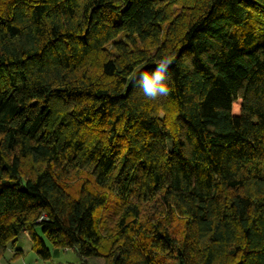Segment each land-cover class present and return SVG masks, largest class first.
Wrapping results in <instances>:
<instances>
[{
    "label": "trees",
    "instance_id": "obj_1",
    "mask_svg": "<svg viewBox=\"0 0 264 264\" xmlns=\"http://www.w3.org/2000/svg\"><path fill=\"white\" fill-rule=\"evenodd\" d=\"M24 233L43 262L264 264V0H0V259Z\"/></svg>",
    "mask_w": 264,
    "mask_h": 264
},
{
    "label": "clouds",
    "instance_id": "obj_2",
    "mask_svg": "<svg viewBox=\"0 0 264 264\" xmlns=\"http://www.w3.org/2000/svg\"><path fill=\"white\" fill-rule=\"evenodd\" d=\"M172 62V57L164 55L163 58L156 61L154 72H144L140 75L138 86L149 100L167 97L170 94L168 68Z\"/></svg>",
    "mask_w": 264,
    "mask_h": 264
},
{
    "label": "rangeland",
    "instance_id": "obj_3",
    "mask_svg": "<svg viewBox=\"0 0 264 264\" xmlns=\"http://www.w3.org/2000/svg\"><path fill=\"white\" fill-rule=\"evenodd\" d=\"M117 203H118V200H117L116 196L114 194H109L105 206L97 214L99 216V218L101 220L103 219L104 222H106V220L110 216H112L114 209L116 208ZM39 235L41 237H43L40 232H39ZM46 244L52 250V247L49 244V242L46 241ZM31 245H32V243L30 242V240L24 236H21L17 241V247L18 248H22V247L23 248H29ZM53 251L54 250H52V252ZM54 253H56V252H53V254ZM9 255H10V253H8V252L5 254L6 257ZM28 255H30L29 257H31V255H33V254L31 251H29ZM65 256H66V258H64ZM65 256L63 255L61 257V259H59V260H58V258L53 257V261L61 262L62 264H82L80 259L77 257L76 253H74V252H69L68 254H65ZM159 264H178V262L175 260L169 259V258L159 257Z\"/></svg>",
    "mask_w": 264,
    "mask_h": 264
},
{
    "label": "crops",
    "instance_id": "obj_4",
    "mask_svg": "<svg viewBox=\"0 0 264 264\" xmlns=\"http://www.w3.org/2000/svg\"><path fill=\"white\" fill-rule=\"evenodd\" d=\"M22 236L28 238L26 233H24ZM29 251H31L33 254L31 255V257H29L30 255H28ZM33 252H34L33 245H31L29 248H23V247L18 248L16 244L15 246H12L9 249L8 251V253H10L9 256L7 257L5 256L4 258L0 259V264H62L61 262L53 261V259L50 262H43L39 260L36 254ZM69 252H74V251L56 252L54 253L53 257L58 258L59 260L63 255L65 256V254H68ZM64 258H66V256Z\"/></svg>",
    "mask_w": 264,
    "mask_h": 264
}]
</instances>
